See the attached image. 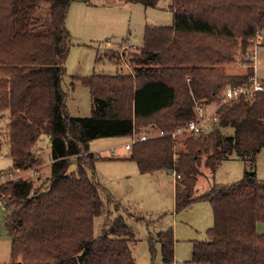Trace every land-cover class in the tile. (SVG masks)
<instances>
[{"label":"trees","instance_id":"1","mask_svg":"<svg viewBox=\"0 0 264 264\" xmlns=\"http://www.w3.org/2000/svg\"><path fill=\"white\" fill-rule=\"evenodd\" d=\"M74 1L0 0V116L8 111L2 134L11 169L34 173L0 185L8 264H136L129 247L133 232L121 215L110 219L114 200L96 182L99 158L89 142L183 127L195 119V105L217 102L227 87L249 86L253 65L239 74L224 67L252 50V38L260 37L256 45L264 47V0H171L172 25L145 27L132 71L70 77L69 88L79 83L91 102L89 116L75 117L62 87L71 46L65 17ZM124 1L145 7L159 2ZM217 116L207 133L136 142L129 159L141 173L174 174L176 212L196 201L211 205L207 239L192 243L184 264H264V234L256 231L264 222V181L255 173V157L264 148V93L223 104ZM44 139L49 175L43 178L35 148ZM234 158L245 165L239 181L195 195L202 167L214 174ZM97 216L104 218L99 236ZM155 240L163 263L175 264L172 230L158 232Z\"/></svg>","mask_w":264,"mask_h":264},{"label":"rangeland","instance_id":"2","mask_svg":"<svg viewBox=\"0 0 264 264\" xmlns=\"http://www.w3.org/2000/svg\"><path fill=\"white\" fill-rule=\"evenodd\" d=\"M170 2L171 0H159L155 7H145L140 3L124 0H77L70 4L65 27L71 38V46L64 61L66 77L62 84L67 93L66 108L70 115L87 117L91 107L88 90L76 82L73 89L69 88L70 77L87 76L92 72L112 75L119 67H122L121 72L132 71L131 56L143 44L145 27L172 25L173 14L168 9ZM259 41L258 36L252 38V50L243 58L238 54L233 63L224 67L225 71L228 74H239L253 65L250 57ZM261 53L260 66L264 73V47L261 48ZM109 58L116 59L121 64L116 65ZM7 122L8 111H5L4 116H0V175H4L3 179L0 177V185L34 175L31 171L11 169L7 140L2 134ZM45 140L35 148L40 153L43 178L49 175V155ZM128 140V137H107L94 139L88 144L89 151L99 158L93 165L96 182L114 200V203L108 205L112 211L110 219L117 214L121 215L133 232L134 240L129 247L136 264H164L160 244L155 239L158 232L168 229L173 232L174 262L184 264L190 258L192 243L207 239L206 230L213 225L211 205L207 201H196L176 212L174 174L165 170L139 172L137 164L129 159L130 151L123 148ZM105 157L118 159L104 160ZM244 169V162L238 158L223 162L214 174L202 167L203 174L198 177L195 195L203 194L213 184L239 181ZM255 173L258 180L264 181V148L255 157ZM115 204L120 205L117 213L114 212ZM3 206L0 201V264H8L10 240L4 226ZM103 223L102 216L95 217V236L101 234ZM256 231L264 234V222L256 224Z\"/></svg>","mask_w":264,"mask_h":264},{"label":"built area","instance_id":"3","mask_svg":"<svg viewBox=\"0 0 264 264\" xmlns=\"http://www.w3.org/2000/svg\"><path fill=\"white\" fill-rule=\"evenodd\" d=\"M254 47V54H252V56L250 57L251 61H254L255 59L257 47L256 45ZM259 93H264V84L262 81L257 79L254 74H252L249 86L227 87L219 97L217 102L207 106L198 104L195 105V119L188 121L183 127L170 133H165L164 131L157 130H147L139 132L138 134L130 137L128 142L124 144L123 148L129 151L132 145L136 142H143L165 136H170L171 138L175 139L176 137L184 134L199 135L202 133H207L213 127L217 126V109L219 106L233 101H239L240 99L252 100ZM208 107L211 108L208 109ZM0 177L1 179H3L4 175L2 174L0 175Z\"/></svg>","mask_w":264,"mask_h":264},{"label":"crops","instance_id":"4","mask_svg":"<svg viewBox=\"0 0 264 264\" xmlns=\"http://www.w3.org/2000/svg\"><path fill=\"white\" fill-rule=\"evenodd\" d=\"M123 48V47H122ZM261 48L262 47H259L257 46V49H256V53H255V59L253 61V74L254 76L259 79L260 81L263 82L264 84V73L261 69V66H260V62H262V53H261ZM4 116V114H3ZM45 145H47V154L49 155V141L48 139L45 140ZM43 142V141H42ZM126 143V142H125ZM124 143V144H125ZM123 144V145H124ZM122 145V146H123ZM121 146V145H120ZM173 175V174H172ZM174 176V175H173ZM173 196H174V184H173Z\"/></svg>","mask_w":264,"mask_h":264}]
</instances>
